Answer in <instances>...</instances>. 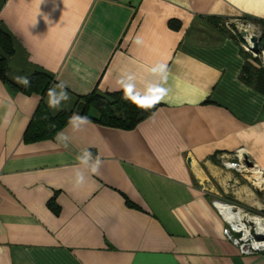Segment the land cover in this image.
<instances>
[{
    "label": "crops",
    "instance_id": "crops-1",
    "mask_svg": "<svg viewBox=\"0 0 264 264\" xmlns=\"http://www.w3.org/2000/svg\"><path fill=\"white\" fill-rule=\"evenodd\" d=\"M237 18L264 20V0H0L13 45L0 44V264H264L225 237L213 206L264 211L251 185L264 176V93L242 79L262 66L209 27ZM35 73L70 100L23 93L19 77ZM94 91L158 107L131 130L88 118L59 132L67 146L25 141L41 101L56 117ZM84 149L103 164L76 184ZM240 150L253 175L225 168Z\"/></svg>",
    "mask_w": 264,
    "mask_h": 264
},
{
    "label": "trees",
    "instance_id": "trees-1",
    "mask_svg": "<svg viewBox=\"0 0 264 264\" xmlns=\"http://www.w3.org/2000/svg\"><path fill=\"white\" fill-rule=\"evenodd\" d=\"M179 28V26H176ZM0 44L8 56L13 54L12 40L0 30ZM6 59L0 58V79L7 80ZM255 78L252 82L250 78ZM242 79L252 85L257 91L264 93V70L252 63L244 69ZM54 80L45 73H35L28 79L27 84L18 88L25 94H38L44 97ZM80 101L72 113L63 112L53 117L44 102L41 101L26 133V142L52 140L68 124L73 113L95 121L96 123L113 128L131 130L148 118L158 105L152 100L127 92L102 94L97 91L80 97Z\"/></svg>",
    "mask_w": 264,
    "mask_h": 264
},
{
    "label": "built area",
    "instance_id": "built-area-1",
    "mask_svg": "<svg viewBox=\"0 0 264 264\" xmlns=\"http://www.w3.org/2000/svg\"><path fill=\"white\" fill-rule=\"evenodd\" d=\"M251 25L244 24V28L240 31L243 41L241 46L244 51L252 55L254 59H261L264 57V48L260 34H254L251 30ZM245 33V36H242ZM250 33L251 35H249ZM256 37L259 40L260 52L253 51L254 43L252 38ZM264 66V62L262 61ZM246 160L245 151L240 150L235 154V160L224 162L225 168L234 170L241 175L250 176L252 168ZM256 173V172H255ZM260 176L258 182V190L264 192V176ZM213 206L222 217L225 228V237L235 245L241 254L245 256H252L264 253V214L263 212H252L245 209L243 206L228 202L225 200L216 199L213 201Z\"/></svg>",
    "mask_w": 264,
    "mask_h": 264
},
{
    "label": "clouds",
    "instance_id": "clouds-1",
    "mask_svg": "<svg viewBox=\"0 0 264 264\" xmlns=\"http://www.w3.org/2000/svg\"><path fill=\"white\" fill-rule=\"evenodd\" d=\"M19 79H21L25 84L28 83L27 77H19ZM159 91L164 93L167 90L161 88ZM48 97L49 103L52 107H59L62 103L70 100L67 86L63 82L54 84L52 87H50L48 89ZM70 123L73 125V127L78 128L80 125L87 124L88 118L80 114H74L70 118ZM57 138L64 142L65 146H67V136H65L63 133H58ZM77 159L79 160L80 165L76 166L74 171V179L76 184H83L86 180L85 171H83L82 168L87 169L92 173H96L103 164L101 157L99 155L93 156V153L89 149H84Z\"/></svg>",
    "mask_w": 264,
    "mask_h": 264
},
{
    "label": "rangeland",
    "instance_id": "rangeland-1",
    "mask_svg": "<svg viewBox=\"0 0 264 264\" xmlns=\"http://www.w3.org/2000/svg\"><path fill=\"white\" fill-rule=\"evenodd\" d=\"M244 24L246 25H251L252 28V32L254 34H260L261 35V39H262V43H264V20H251V19H247V18H237V19H220V20H215L212 21L209 25V27H211L213 30H215L217 33H222L224 35H228L231 37H235L237 39L241 41V35H240V31H242V28H244ZM250 34V33H248ZM251 35V34H250ZM263 48H264V44H263ZM251 56V55H250ZM259 61V63H261V68L264 70V66L262 64V61L264 62V57H262L261 59H257ZM252 80V82L255 80V78H250ZM249 175H253L249 174ZM256 177V182L255 184H251L253 187L258 186L259 182V178L260 176L255 174ZM256 185V186H255ZM264 193V192H263ZM220 200H224V199H220ZM258 212H261V210H259ZM264 214V213H263Z\"/></svg>",
    "mask_w": 264,
    "mask_h": 264
},
{
    "label": "water",
    "instance_id": "water-1",
    "mask_svg": "<svg viewBox=\"0 0 264 264\" xmlns=\"http://www.w3.org/2000/svg\"><path fill=\"white\" fill-rule=\"evenodd\" d=\"M242 36H245V33H242ZM252 42L254 43L253 51H255L256 53H259L260 52L259 40L256 37H253Z\"/></svg>",
    "mask_w": 264,
    "mask_h": 264
},
{
    "label": "bare ground",
    "instance_id": "bare-ground-1",
    "mask_svg": "<svg viewBox=\"0 0 264 264\" xmlns=\"http://www.w3.org/2000/svg\"><path fill=\"white\" fill-rule=\"evenodd\" d=\"M250 35V34H249Z\"/></svg>",
    "mask_w": 264,
    "mask_h": 264
}]
</instances>
